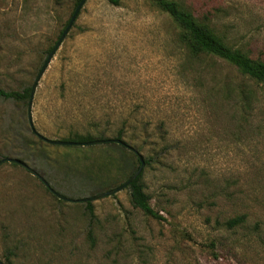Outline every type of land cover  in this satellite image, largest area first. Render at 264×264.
<instances>
[{
  "label": "rangeland",
  "instance_id": "rangeland-1",
  "mask_svg": "<svg viewBox=\"0 0 264 264\" xmlns=\"http://www.w3.org/2000/svg\"><path fill=\"white\" fill-rule=\"evenodd\" d=\"M76 0H0V88L31 86ZM233 46L264 60V0H181ZM151 0H86L42 74L35 129L123 139L144 157L145 214L119 186L138 162L113 144L61 145L31 129L29 100L0 97V258L12 264H264V88L248 120L210 74L184 64ZM224 71L230 68L224 66ZM133 172V173H134ZM132 173V174H133ZM131 174V175H132ZM243 216L238 225L228 220Z\"/></svg>",
  "mask_w": 264,
  "mask_h": 264
},
{
  "label": "trees",
  "instance_id": "trees-1",
  "mask_svg": "<svg viewBox=\"0 0 264 264\" xmlns=\"http://www.w3.org/2000/svg\"><path fill=\"white\" fill-rule=\"evenodd\" d=\"M80 1L76 0L75 6ZM109 1L113 4L119 3V0ZM151 1L175 23L177 41L184 51L185 66L201 75L210 74L221 99L233 105L238 119L248 120L255 109V102L259 100L258 88H264V60L253 58L241 48L233 46L216 30L208 19L209 16L197 15L187 3L181 0ZM52 48L49 49V53ZM224 66L229 67L230 71H224ZM31 88V86H26L21 90L0 88V97L16 102H26L30 98ZM115 138L126 142L123 139V131H120ZM63 140L84 142L94 140V137L77 133ZM106 143L113 144L127 152L130 158L134 162H138L140 166V162L132 150L114 141ZM150 160L151 157H148L145 159V163H150ZM133 172L126 173L125 178H129ZM142 177L141 172L127 186L130 190L131 201L145 214L161 219V214L151 205L150 196L145 190ZM87 204H91L90 200L87 201ZM243 220V216H237L228 220L227 223L228 226H235ZM6 264L12 263L7 261Z\"/></svg>",
  "mask_w": 264,
  "mask_h": 264
},
{
  "label": "water",
  "instance_id": "water-1",
  "mask_svg": "<svg viewBox=\"0 0 264 264\" xmlns=\"http://www.w3.org/2000/svg\"><path fill=\"white\" fill-rule=\"evenodd\" d=\"M86 0H81L79 2V4L76 6L67 26L65 27L64 31L62 32L59 40L56 42V44L54 45V47L52 48V50L50 51V53L48 54L44 64L42 65L35 82L32 85L31 88V93H30V98H29V107H28V119H29V123L31 126L32 131L39 136L40 138H42L44 141L52 143V144H61V145H93V144H100V143H106V142H111L114 141L118 144H122L124 146H126L127 148H129L130 150H132L136 157L138 158L139 162H140V166L138 167V169L129 177L127 178L124 182H122L119 186L110 189L108 191L102 192L100 194L94 195V196H90V197H85L83 199L80 200H84V201H88V200H93V199H98L100 197L106 196V195H110L113 194L123 188H126L127 186L130 185V183L142 172V169L145 165V159L143 157V155L134 147L130 146L129 144H127L126 142H124L121 139L115 138V139H94V140H90V141H84V142H79V141H71V140H63V139H51L48 137H45L44 135L40 134L34 127L33 124V119H32V109H31V102L34 96V92L36 89V86L42 76V74L44 73L45 69L47 68L51 58L53 57V55L55 54L56 50L59 48V46L61 45L62 41L64 40V38L66 37L67 33L69 32V30L71 29L74 21L76 20L82 6L84 5ZM5 161H8L10 163H14L17 165H20L24 168H26L31 174L37 176L44 184L45 186L52 192L54 193L58 198L66 200V201H77L76 199H72L70 197H67L61 193H59L58 191H56L54 188H52V186L50 185V183L40 174L38 173L34 168L30 167L27 163H25L24 161L18 159V158H12V157H5L0 159V165L2 163H4ZM0 264H6L1 258H0Z\"/></svg>",
  "mask_w": 264,
  "mask_h": 264
}]
</instances>
